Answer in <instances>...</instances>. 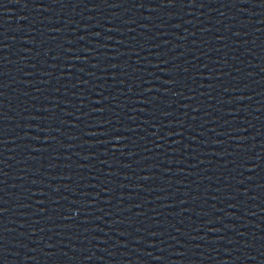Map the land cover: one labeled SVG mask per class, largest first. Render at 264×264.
I'll return each instance as SVG.
<instances>
[{
	"label": "water",
	"instance_id": "1",
	"mask_svg": "<svg viewBox=\"0 0 264 264\" xmlns=\"http://www.w3.org/2000/svg\"><path fill=\"white\" fill-rule=\"evenodd\" d=\"M0 264H264V0H0Z\"/></svg>",
	"mask_w": 264,
	"mask_h": 264
}]
</instances>
